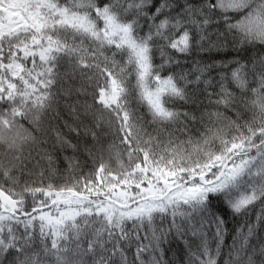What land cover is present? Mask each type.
Instances as JSON below:
<instances>
[{"label":"snow or ice","instance_id":"6c2138e0","mask_svg":"<svg viewBox=\"0 0 264 264\" xmlns=\"http://www.w3.org/2000/svg\"><path fill=\"white\" fill-rule=\"evenodd\" d=\"M0 264H264V0H0Z\"/></svg>","mask_w":264,"mask_h":264}]
</instances>
